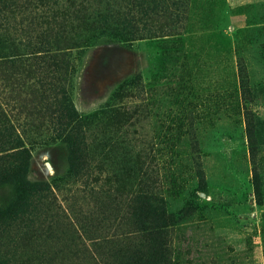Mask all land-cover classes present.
<instances>
[{"label": "rangeland", "instance_id": "1", "mask_svg": "<svg viewBox=\"0 0 264 264\" xmlns=\"http://www.w3.org/2000/svg\"><path fill=\"white\" fill-rule=\"evenodd\" d=\"M0 264H264V0H0Z\"/></svg>", "mask_w": 264, "mask_h": 264}]
</instances>
